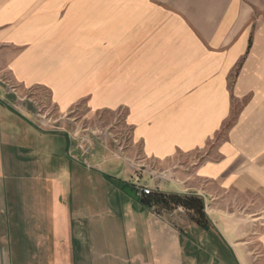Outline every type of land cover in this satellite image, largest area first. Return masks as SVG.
I'll use <instances>...</instances> for the list:
<instances>
[{"label":"crops","instance_id":"0c3cea01","mask_svg":"<svg viewBox=\"0 0 264 264\" xmlns=\"http://www.w3.org/2000/svg\"><path fill=\"white\" fill-rule=\"evenodd\" d=\"M108 3L0 0V264H198L201 240L264 264V228L235 218L264 207V0L95 12ZM30 92L46 94L51 124ZM82 101L83 120L62 119ZM100 110H118L129 141L91 136L81 156L71 133ZM126 186L202 198L207 227Z\"/></svg>","mask_w":264,"mask_h":264},{"label":"rangeland","instance_id":"374dc122","mask_svg":"<svg viewBox=\"0 0 264 264\" xmlns=\"http://www.w3.org/2000/svg\"><path fill=\"white\" fill-rule=\"evenodd\" d=\"M84 6H81L83 8ZM133 5L132 4H125L122 3V0H110V3L108 4H99L94 5L95 12H101L102 9L105 12H108L109 14L115 16L117 14H121L120 16H123V14L128 17L129 14L132 15L133 13ZM122 24V22H117ZM129 23V22H125ZM100 55V54H98ZM86 53H79V60H85ZM96 60V59H95ZM234 75L231 77L233 78ZM233 79H231V82ZM232 84L229 85L230 90L232 89ZM23 100L25 102H28L31 107L34 110V113L36 115H44L46 119H56L58 117L50 107H48V101L46 94H39L38 92H30L26 94L23 97ZM239 111V104L237 102H233V110L231 117L227 120V122L224 123L223 128L220 130L219 134L215 137V141H220L225 139L227 135V131L229 130L232 122L235 120L236 111ZM86 103L85 101L79 102L77 106L74 108L72 112L64 116L62 119L66 121L76 122L75 120H83L82 116H85L87 113ZM96 117H94L93 121L92 119H89L88 121H83L84 123L82 127L78 128H85L88 130V134H91L93 137H105L107 138L111 144L117 145L118 149L119 147L127 145L129 141V132L125 128H120V123L122 122V115L118 114V110L114 112H109L106 110H100L98 112ZM118 114V115H117ZM39 119V117H37ZM40 120V119H39ZM51 120V121H52ZM117 149V150H118ZM120 150V149H119ZM202 199V198H201ZM203 200V199H202ZM204 203V201H203ZM249 206H253L255 209H253V212L245 213L244 211H239L238 214H236L235 218L242 220V221H248L254 223L256 226L260 225L264 228V207H258V205L255 203V200H252L249 203ZM205 208V206H204ZM205 213V209H204ZM206 218L207 215L205 214ZM208 221V218H207ZM208 224V223H207ZM222 242V241H221ZM213 244L211 240H201V257L198 264H234V257L231 255V251L228 250V248L224 245V242L221 244L219 242H215L216 244V252L213 248ZM252 251V250H251ZM258 251V250H256ZM256 254L253 252H249L247 256H249V262L251 264H258L257 260L255 259Z\"/></svg>","mask_w":264,"mask_h":264},{"label":"trees","instance_id":"16d2710c","mask_svg":"<svg viewBox=\"0 0 264 264\" xmlns=\"http://www.w3.org/2000/svg\"><path fill=\"white\" fill-rule=\"evenodd\" d=\"M145 203H152L163 210H171L176 207H183L192 213L193 221L205 229L207 227V218L204 213L203 200L193 195L150 193L142 196Z\"/></svg>","mask_w":264,"mask_h":264},{"label":"built area","instance_id":"2783aa9c","mask_svg":"<svg viewBox=\"0 0 264 264\" xmlns=\"http://www.w3.org/2000/svg\"><path fill=\"white\" fill-rule=\"evenodd\" d=\"M9 90L13 93H15V87L11 84H8ZM37 117H39L41 124L43 126L45 125H49L52 123V121L50 119H46V117L44 115H37ZM71 137L77 142L76 144V148L78 150V152L81 154V156H85L87 155L92 147H93V142L91 139V134H88V130L85 128H74L72 133H71ZM137 192H140V194L142 196H146L149 195L151 193V191L147 188H143V187H139L136 189Z\"/></svg>","mask_w":264,"mask_h":264},{"label":"water","instance_id":"95a60500","mask_svg":"<svg viewBox=\"0 0 264 264\" xmlns=\"http://www.w3.org/2000/svg\"><path fill=\"white\" fill-rule=\"evenodd\" d=\"M124 193L129 196L130 198L134 199V200H138V196H137V190L133 189L130 186H126L123 189Z\"/></svg>","mask_w":264,"mask_h":264}]
</instances>
